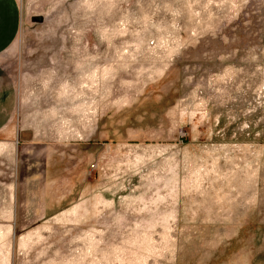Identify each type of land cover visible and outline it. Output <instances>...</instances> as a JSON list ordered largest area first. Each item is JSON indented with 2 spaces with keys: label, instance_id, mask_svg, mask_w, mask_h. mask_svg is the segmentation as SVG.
<instances>
[{
  "label": "rangeland",
  "instance_id": "1",
  "mask_svg": "<svg viewBox=\"0 0 264 264\" xmlns=\"http://www.w3.org/2000/svg\"><path fill=\"white\" fill-rule=\"evenodd\" d=\"M16 1L0 264H264V0Z\"/></svg>",
  "mask_w": 264,
  "mask_h": 264
},
{
  "label": "crops",
  "instance_id": "2",
  "mask_svg": "<svg viewBox=\"0 0 264 264\" xmlns=\"http://www.w3.org/2000/svg\"><path fill=\"white\" fill-rule=\"evenodd\" d=\"M20 18L21 12L16 0H0V55L16 41L20 31ZM16 106L15 85L10 80L0 79V130L7 126Z\"/></svg>",
  "mask_w": 264,
  "mask_h": 264
}]
</instances>
